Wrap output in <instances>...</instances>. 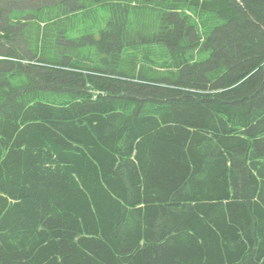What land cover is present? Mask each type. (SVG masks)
<instances>
[{
    "label": "trees",
    "instance_id": "1",
    "mask_svg": "<svg viewBox=\"0 0 264 264\" xmlns=\"http://www.w3.org/2000/svg\"><path fill=\"white\" fill-rule=\"evenodd\" d=\"M0 264H264V0H0Z\"/></svg>",
    "mask_w": 264,
    "mask_h": 264
}]
</instances>
